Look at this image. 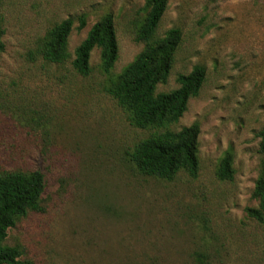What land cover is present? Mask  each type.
I'll list each match as a JSON object with an SVG mask.
<instances>
[{
    "label": "rangeland",
    "instance_id": "374dc122",
    "mask_svg": "<svg viewBox=\"0 0 264 264\" xmlns=\"http://www.w3.org/2000/svg\"><path fill=\"white\" fill-rule=\"evenodd\" d=\"M150 0H0V173L41 171L46 189L9 232L23 264H264V224L251 219L264 169V0H169L158 34L182 31L167 82L179 88L197 65L206 80L180 121L199 124L200 169L172 178L142 173L136 146L155 132L136 126L110 89L144 49L137 40ZM114 15L119 57L101 50L85 77L71 62L39 55L48 33L72 18V56L93 25ZM87 21L79 30L78 20ZM233 157L234 179L219 177Z\"/></svg>",
    "mask_w": 264,
    "mask_h": 264
},
{
    "label": "trees",
    "instance_id": "16d2710c",
    "mask_svg": "<svg viewBox=\"0 0 264 264\" xmlns=\"http://www.w3.org/2000/svg\"><path fill=\"white\" fill-rule=\"evenodd\" d=\"M169 0H150L146 19L138 32L137 40L143 51L113 83L110 93L118 105L130 113L137 127L152 128L150 138L140 142L132 155L133 162L145 174L172 178L181 171L191 177L199 173V138L201 127L193 124L180 131L169 126L180 121L192 98L197 97L206 80V69L197 65L178 79L179 88L168 93H157V86L167 82L182 44V31L172 28L160 37L162 20ZM75 20L68 18L51 30L40 47L39 55L52 64L71 62L82 76L92 73L93 51L101 50L103 70L110 73L119 57V41L114 15L108 13L97 21L86 39L76 48L74 56L69 51V39ZM78 29L86 27L81 17ZM4 30L0 27V59L4 50ZM260 152L264 154V130L259 134ZM233 157L227 154L220 163L219 177L224 181L234 179ZM46 189V178L41 171H5L0 173V264H23L20 246L7 244L9 232L17 227L30 211L39 209V201ZM254 197L258 208L248 209V216L264 224V169L257 182Z\"/></svg>",
    "mask_w": 264,
    "mask_h": 264
}]
</instances>
